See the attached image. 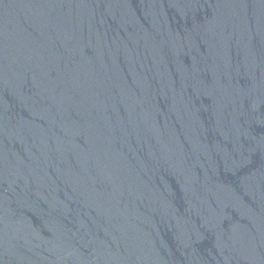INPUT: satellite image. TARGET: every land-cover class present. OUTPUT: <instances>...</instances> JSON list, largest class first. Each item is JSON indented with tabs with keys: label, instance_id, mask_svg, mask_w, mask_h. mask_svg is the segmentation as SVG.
I'll list each match as a JSON object with an SVG mask.
<instances>
[{
	"label": "water",
	"instance_id": "1",
	"mask_svg": "<svg viewBox=\"0 0 264 264\" xmlns=\"http://www.w3.org/2000/svg\"><path fill=\"white\" fill-rule=\"evenodd\" d=\"M0 264H264V0H0Z\"/></svg>",
	"mask_w": 264,
	"mask_h": 264
}]
</instances>
